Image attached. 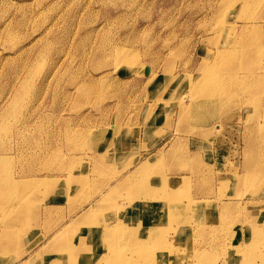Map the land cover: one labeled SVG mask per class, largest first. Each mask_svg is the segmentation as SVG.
I'll return each mask as SVG.
<instances>
[{"label":"rangeland","instance_id":"1","mask_svg":"<svg viewBox=\"0 0 264 264\" xmlns=\"http://www.w3.org/2000/svg\"><path fill=\"white\" fill-rule=\"evenodd\" d=\"M243 2L0 0V184L18 188L0 200V264H52L56 249L92 264L108 246L165 256L149 264H264V90L227 78L261 71L264 28L244 66L219 58L252 19ZM221 65V85L194 84ZM100 226L139 234L115 247Z\"/></svg>","mask_w":264,"mask_h":264},{"label":"bare ground","instance_id":"2","mask_svg":"<svg viewBox=\"0 0 264 264\" xmlns=\"http://www.w3.org/2000/svg\"><path fill=\"white\" fill-rule=\"evenodd\" d=\"M207 1V0H206ZM210 1V0H209ZM226 1H228V0H226ZM231 1V0H230ZM253 1H255V3H249V2H247V1H245L244 0V2L242 3L243 5V7H247V6H249V8H250V6H251V12H250V15L252 16V19H251V21L250 22H246V23H244L242 26H241V28L243 29L242 31H241V34H243V35H240V36H234L235 37V39L233 40V42L230 44V45H228L227 46V48L221 53V57H219V58H221V62L222 61H226V62H228V63H234V67H235V65H237L235 68H237L238 67V62L240 61L239 59H245V58H248V57H250L251 55H254V53H255V51H256V49L258 48V46L260 45V41L263 39L262 37H261V32H262V30H263V28H264V13L263 12H259V11H257V7H258V5L256 4V1H258L259 2V4L262 6V8H264V0H253ZM221 3H222V0H221ZM230 3V2H229ZM235 3V2H234ZM232 4V3H231ZM220 5V4H219ZM225 5V4H224ZM223 5V6H224ZM221 6V5H220ZM228 6H230V5H228ZM239 6V5H238ZM223 8H225V7H223ZM248 8V7H247ZM220 9H221V7H220ZM239 9V8H238ZM237 9V10H238ZM219 10V9H218ZM222 10V9H221ZM224 10V9H223ZM227 10V9H226ZM221 12V11H220ZM202 13V12H201ZM217 13V12H216ZM216 13H215V15H216ZM219 15V14H218ZM217 15V16H218ZM220 16V15H219ZM223 17H225V16H223ZM220 18V17H219ZM242 19H244V18H242ZM246 21V20H245ZM245 21H243V22H245ZM221 24H223V21H222V23ZM235 28V27H234ZM212 29V28H211ZM209 32V31H208ZM228 32V31H227ZM263 33V32H262ZM217 35V34H216ZM227 38V37H226ZM232 39V38H231ZM262 44V43H261ZM264 44V43H263ZM181 45V44H180ZM218 45V44H217ZM177 49H178V47H177ZM222 49V48H221ZM114 51V50H113ZM117 51L119 52V50H116V53H117ZM121 52V51H120ZM217 52H219L218 50H217ZM260 52V51H259ZM219 54V53H218ZM117 56L119 55V54H116ZM228 55H230L232 58H234V59H226V57L225 56H228ZM124 57V56H123ZM124 61H127V59L126 60H124ZM241 62H239V65L241 66L242 64H240ZM219 64V63H218ZM217 64V65H218ZM247 63H245V65H246ZM260 64V63H259ZM217 65H216V67H217ZM242 66H244V65H242ZM250 66V65H249ZM248 66V67H249ZM204 67V66H203ZM202 67V68H203ZM233 67V68H234ZM247 67V68H248ZM262 67V68H261ZM225 68V66H220L219 68H213L212 66L210 67H206L205 69H203L202 71H200L201 72V74L199 75V77H198V79H194L195 80V82H194V84H199V82L200 81H202V80H205L206 82H213V80H215L214 78H216V82L218 83V84H220L221 85V83L223 82V81H221V79H222V74H220V75H217L216 77H215V74H216V71L218 72L220 69H224ZM260 68H261V71L260 72H257V71H255L256 70V66L253 64V65H251L250 67H249V71H250V73H249V75L248 76H238L237 75V71H235V70H232L231 72H227V78L229 79V80H231V81H237V82H239V83H241L243 86L242 87H240L242 90H240V91H244V90H246V89H248L249 87H255L256 88V90L258 89V91L259 90H261V88L264 90V63H263V65L261 64L260 65ZM217 69V70H216ZM198 70V69H197ZM237 70V69H236ZM240 70V69H239ZM245 70H246V68H245ZM244 71V70H243ZM223 72V71H222ZM230 73H232V74H230ZM244 73V72H243ZM185 75V74H184ZM187 75V74H186ZM191 75V74H190ZM150 76V75H149ZM224 76V75H223ZM184 77V76H183ZM185 78V77H184ZM193 78V77H192ZM200 80V81H199ZM198 82V83H197ZM203 82V81H202ZM212 84V83H211ZM216 85V84H215ZM219 85V86H220ZM199 86V85H198ZM230 86H231V83H230ZM238 86H239V84H238ZM193 87H194V85H193ZM220 87H222V86H220ZM197 88V87H196ZM220 89H222V88H220ZM251 89V88H250ZM250 89H248V90H250ZM193 90V89H192ZM194 90H196V89H194ZM212 90V89H211ZM226 90V89H225ZM248 90H246V91H248ZM262 91V90H261ZM215 92V91H214ZM226 92V91H225ZM253 92V91H252ZM256 92V91H255ZM254 92V93H255ZM260 92V91H259ZM194 93V92H193ZM217 93H219L218 91H217ZM216 93V94H217ZM224 93V92H223ZM241 93V92H240ZM257 93V92H256ZM228 94V93H227ZM243 94V93H242ZM249 94V93H248ZM207 98L205 99V102L207 103L208 102V100L212 97L211 95H210V92H207ZM258 95H259V93H258ZM225 96H227V95H225ZM237 96V95H236ZM264 96V95H263ZM225 99H227V97L225 98ZM263 99V98H262ZM222 101H223V99H221ZM261 100V99H260ZM246 102V101H245ZM248 103V102H247ZM261 103V102H260ZM245 104V103H244ZM193 105V104H192ZM201 105V104H200ZM200 105H199V107H200ZM259 108H260V106H259ZM198 109V108H197ZM255 110H257V108L255 109ZM194 112V111H193ZM197 112H198V110H197ZM256 112V111H255ZM191 113V112H190ZM248 113V112H247ZM253 116H255V114L253 115ZM185 117H186V115H185ZM184 117V118H185ZM258 122V121H257ZM258 126V125H257ZM251 128V127H250ZM253 163V162H252ZM144 168V167H143ZM138 170H140V169H138ZM50 179V178H49ZM128 180H130L131 179V177H129V178H127ZM126 179V180H127ZM33 180V179H32ZM36 181V180H35ZM35 181H33V183L35 182ZM38 181V180H37ZM37 181H36V184H37ZM31 182V181H30ZM42 182H44V180L42 181ZM41 182V183H42ZM52 182H54V180H53V178H51L50 179V185L52 184ZM18 183V182H17ZM39 184V183H38ZM24 185V184H23ZM22 185V186H23ZM35 185V184H34ZM41 186V185H40ZM16 187V188H15ZM13 186L12 185V183H3V184H0V200L2 199V198H4L3 196H4V194H6V192L7 193H9L10 192V189H13L14 188V192L16 193V189L18 190V188H17V185L16 186ZM24 187V186H23ZM160 187V186H159ZM161 187H162V184H161ZM46 188V187H45ZM162 188H164V187H162ZM161 188V189H162ZM35 189V188H34ZM158 189V188H157ZM157 189H153V191H150V192H148V196L149 197H151V198H153V197H155V198H157ZM38 190V189H37ZM49 190V189H48ZM29 191H30V189H29ZM29 191H27V189H26V191L25 192H23V193H25L26 194V192H27V194H28V192ZM32 191V190H31ZM31 191H30V193H31ZM52 191V190H51ZM50 191V192H51ZM160 191V190H159ZM162 191V190H161ZM160 191V192H161ZM37 193V192H36ZM19 194V193H18ZM137 193H135V195H136ZM21 195H23V194H21ZM50 195V194H49ZM139 195V194H138ZM160 195V194H159ZM164 195H165V193H164ZM28 196V195H27ZM35 196V195H34ZM169 196V195H168ZM22 197V196H21ZM25 197H26V195H25ZM162 197V196H161ZM163 198V197H162ZM23 199H25V198H23ZM157 199H159V198H157ZM161 199V198H160ZM28 200V199H27ZM26 199L24 200V202L25 201H27ZM173 200V199H172ZM30 201V200H29ZM164 201H165V199H164ZM5 202V201H4ZM127 202V201H126ZM161 202V201H160ZM22 204H24V203H22ZM25 204H26V202H25ZM24 204V205H25ZM126 204V203H125ZM131 204V203H130ZM230 205V204H229ZM145 206V205H144ZM143 206V207H144ZM233 206H234V204H233ZM48 208L50 207V205H48L47 206ZM130 207V206H129ZM142 207V208H143ZM230 207H232V206H230ZM25 208V207H24ZM145 208V207H144ZM156 208V207H155ZM232 209V208H231ZM3 210H5L4 208H3ZM1 211V210H0ZM22 211V210H21ZM112 211V210H111ZM154 210H152L151 212H147V213H143V211H142V215L144 216L143 217V223L144 224H146L145 225V227H148L149 226V224L150 223H152L153 222V219L155 218V216L154 215H151V213L153 212ZM231 211V210H230ZM17 212V213H16ZM17 214H18V211H16L15 210V213L11 216V214H8L6 217H4V218H7L6 220H5V222L6 223H11L9 226H8V228L6 229V232H13L14 230H15V227H16V225H17V220H16V217H17ZM167 217V216H166ZM83 218L82 217H80V216H78L77 218H75V220H74V224L71 222L69 225H67V226H65V225H63L64 227L62 228V230H64L65 232H67V229H68V226H69V228H71L70 227V225L71 224H73L74 226H72V227H76V226H78V223L79 224H81L80 222H81V220H82ZM4 220V219H3ZM59 223V222H58ZM63 223V222H62ZM83 223H85V222H83ZM108 223V222H107ZM118 223V222H117ZM46 224V223H45ZM44 224V225H45ZM88 224V223H87ZM106 224V223H105ZM109 224V223H108ZM107 224V225H108ZM116 224V223H115ZM86 225V224H85ZM117 225V224H116ZM262 225H264V224H262ZM27 226V225H26ZM43 226V225H42ZM87 226V225H86ZM90 226V225H89ZM108 226H110V225H108ZM81 227V226H80ZM101 227L102 226H100V230H102L101 229ZM127 227V229L125 230V231H123L122 230V228H119V226L116 228V226H115V228H114V226H113V228L115 229L114 230V232H113V230L111 231V230H108L107 228H105V230H102V232H103V234H102V239H103V237L104 238H106V239H108L109 240V238H111V240H114V243L112 244V245H115V247H120V245L119 244H117V241L118 240H120V239H118L119 237H121V236H123L124 235V237L126 238V234L128 235V234H139V231L137 230V229H134V228H132L131 226H126ZM125 227V228H126ZM26 228V227H25ZM49 228V227H48ZM112 228V229H113ZM154 228V227H153ZM159 228H161V227H159ZM158 228V229H159ZM40 229V228H39ZM116 229H117V231H116ZM120 229V230H119ZM257 229V228H256ZM119 230V231H118ZM255 230V229H254ZM116 231V232H115ZM166 231H167V229H166ZM19 232H20V230H19ZM28 232V231H27ZM260 232V231H259ZM258 232V233H259ZM23 232H21V234H22ZM120 233V234H119ZM126 233V234H125ZM65 235V233L64 234H60V235H53L52 237H51V241H54V240H57V242L58 243H60L61 242V240H63L62 238H63V236ZM258 235V234H257ZM8 236H10V234H8ZM251 236V235H250ZM258 240V239H257ZM32 241V240H31ZM252 241L253 242H255V239H253L252 238ZM7 242V241H6ZM13 242V241H12ZM264 242V241H263ZM11 243V242H10ZM167 244V243H166ZM260 244V243H259ZM26 245V244H25ZM54 248L53 249H50V250H54L55 248H56V246L55 245H52ZM98 246V245H97ZM134 246V245H133ZM145 246H147V245H145ZM168 246V245H167ZM254 246V245H253ZM257 246H259V245H257ZM16 247V246H15ZM104 248V247H103ZM146 247H142V249L144 250ZM154 248V247H153ZM166 248H168V247H166ZM251 248H253V247H251ZM256 248V247H255ZM46 248H43V250H45ZM138 249V248H137ZM160 249V248H159ZM162 249H164V248H162ZM183 249V248H182ZM21 251H22V249H20ZM25 250V249H24ZM251 250V249H250ZM253 251H256L254 248L252 249ZM27 251V250H26ZM29 251V250H28ZM63 251V249H56V252L57 253H53L51 256H55V259L53 260V263L52 264H60L61 262H60V260H62V259H64V258H60V254H64V252H62ZM107 251L108 252H111V253H108V252H103L101 255H98V256H95L93 259H92V264H95V263H98V262H112V264H149V261L153 258L154 260H156V261H161V258H163V257H165V256H162V255H160V254H155V253H152L151 255H149V256H146V255H143V256H141V257H138V258H140L142 261H135V262H132L131 261V259H134V258H132V257H128L127 256V254L126 255H120V254H117L115 251L113 252V250H112V248H111V246H108V249H107ZM159 251H161V250H159ZM164 251H166V250H164ZM242 251V253H243V250H241ZM240 250H237L236 252H241ZM248 250H247V247L244 249V252H246L247 254L249 253V252H247ZM252 251V252H253ZM177 252V251H176ZM16 254V253H15ZM199 254V253H198ZM198 254L197 255H195V256H197L198 257ZM36 256H34L35 258H33V256L31 257V260H33L32 262H34V259H36L37 257H38V254H35ZM19 256V255H18ZM65 257H66V254L64 255ZM144 256H146V257H144ZM191 256V255H190ZM200 256V255H199ZM15 257V256H14ZM20 257V256H19ZM246 257H248V256H246ZM196 258V257H195ZM199 258V257H198ZM9 259V258H8ZM130 259V260H129ZM197 259V258H196ZM163 261H166V260H163ZM45 264H48L47 262L45 263ZM98 264H102V263H98ZM170 264H172V263H170Z\"/></svg>","mask_w":264,"mask_h":264}]
</instances>
